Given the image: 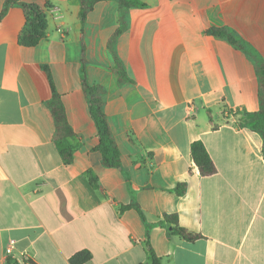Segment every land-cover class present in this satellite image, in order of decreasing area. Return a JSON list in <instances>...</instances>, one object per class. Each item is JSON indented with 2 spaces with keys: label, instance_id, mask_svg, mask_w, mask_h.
Here are the masks:
<instances>
[{
  "label": "crops",
  "instance_id": "crops-1",
  "mask_svg": "<svg viewBox=\"0 0 264 264\" xmlns=\"http://www.w3.org/2000/svg\"><path fill=\"white\" fill-rule=\"evenodd\" d=\"M7 1L0 0V264H71L84 251L86 264H150L149 247L164 264H264L263 139L240 122L261 109L264 0H139L145 7L131 9L115 55L117 0L98 1L85 22L80 0L16 1L49 6L47 36L34 47L20 41L23 10L4 13ZM213 29L234 32L246 51ZM83 77L105 89L119 167L104 166ZM54 93L74 133L61 141L48 105ZM196 141L216 174H200ZM171 216L202 238L172 235Z\"/></svg>",
  "mask_w": 264,
  "mask_h": 264
},
{
  "label": "trees",
  "instance_id": "trees-1",
  "mask_svg": "<svg viewBox=\"0 0 264 264\" xmlns=\"http://www.w3.org/2000/svg\"><path fill=\"white\" fill-rule=\"evenodd\" d=\"M18 0H8L4 8V13L8 8L13 5H18L24 12L26 17V26L21 34L20 41L24 46L34 47L38 45L47 36V10L49 6L44 7L37 4L17 3ZM100 0H80L81 10L80 18L82 22H85L89 13L95 8L96 3ZM119 2L120 12V28L114 34L110 41V50L115 55L114 43L117 38L128 28L129 16L132 8L145 7V4L139 0H117ZM211 35L228 40L236 47L245 50L246 45L236 36V34L227 29H213L209 32ZM251 55V53L247 52ZM116 57V56H115ZM255 58V56H253ZM258 73L260 79L259 86V98L261 102V109L258 113L245 114L240 119L241 126L249 127L252 131L259 133L263 139V154H264V61L258 60ZM85 75V70H83ZM116 74L121 80L127 79V74L124 66L116 57ZM84 93L89 102L90 115L97 128V137L99 140L98 151L103 157L104 166L108 168L119 167L121 162V154L117 146L116 141L110 130V126L105 114V107L103 96L105 89L98 86L89 85L85 77H83ZM57 125L56 139L61 141L67 137L72 136L73 129L68 121L65 105L61 97L54 93V97L48 103ZM192 158L198 167L200 174L204 177H209L217 173V168L211 159L205 145L201 141H196L191 146ZM63 156L67 164H71L73 161V150L63 152ZM88 177L91 179L95 188H99L98 179L92 173H88ZM179 195H184L185 187L181 186L178 190ZM173 225L171 231L172 235L180 236L184 240L190 243H194L202 238L201 235L194 234L188 230L182 228L179 224L177 216H171L169 219ZM150 264H164L163 259L156 255V253L149 247L148 250ZM91 260V254L88 251H84L74 255L70 259L71 264H86ZM12 263V261H9ZM15 264V263H13ZM27 264V263H26Z\"/></svg>",
  "mask_w": 264,
  "mask_h": 264
},
{
  "label": "built area",
  "instance_id": "built-area-1",
  "mask_svg": "<svg viewBox=\"0 0 264 264\" xmlns=\"http://www.w3.org/2000/svg\"><path fill=\"white\" fill-rule=\"evenodd\" d=\"M25 263H27V264H31V262H30V261H27V260L25 261Z\"/></svg>",
  "mask_w": 264,
  "mask_h": 264
}]
</instances>
